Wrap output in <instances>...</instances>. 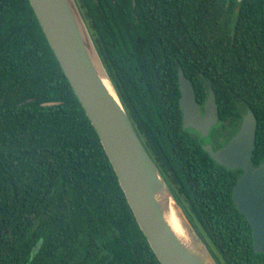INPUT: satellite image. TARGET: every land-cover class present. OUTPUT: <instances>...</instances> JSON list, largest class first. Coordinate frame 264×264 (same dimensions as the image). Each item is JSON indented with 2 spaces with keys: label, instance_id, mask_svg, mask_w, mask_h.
Segmentation results:
<instances>
[{
  "label": "trees",
  "instance_id": "trees-1",
  "mask_svg": "<svg viewBox=\"0 0 264 264\" xmlns=\"http://www.w3.org/2000/svg\"><path fill=\"white\" fill-rule=\"evenodd\" d=\"M137 134L218 264H264L232 199L242 173L182 126L178 69L212 87L264 161V0H76ZM46 102H50L45 104ZM0 264H161L29 0H0Z\"/></svg>",
  "mask_w": 264,
  "mask_h": 264
},
{
  "label": "water",
  "instance_id": "water-1",
  "mask_svg": "<svg viewBox=\"0 0 264 264\" xmlns=\"http://www.w3.org/2000/svg\"><path fill=\"white\" fill-rule=\"evenodd\" d=\"M29 2L159 262L218 264L137 134L96 51L76 0ZM177 74L182 126L206 137L217 120L214 91L208 87L201 110L191 81L181 68ZM256 125V117L248 109L238 129L225 143L216 149L205 143L202 148L219 165L242 170L232 187V199L249 222L254 251L264 253V161L258 165L251 162ZM171 211L180 231L170 220Z\"/></svg>",
  "mask_w": 264,
  "mask_h": 264
},
{
  "label": "flooded vegetation",
  "instance_id": "flooded-vegetation-1",
  "mask_svg": "<svg viewBox=\"0 0 264 264\" xmlns=\"http://www.w3.org/2000/svg\"><path fill=\"white\" fill-rule=\"evenodd\" d=\"M203 103L202 104L198 103L200 105L201 110H203ZM218 124H219V119H218V114H217L216 123H215L214 126L211 127V129H210V131H209V133H208V135L206 137H200L199 134L196 131H194L193 129H190V128H185V129H188L193 136L197 137L201 147L205 143H210L211 147L213 149H216V148L220 147L223 143H225L228 140V139L225 140L222 137H216V136L213 135V129Z\"/></svg>",
  "mask_w": 264,
  "mask_h": 264
},
{
  "label": "bare ground",
  "instance_id": "bare-ground-1",
  "mask_svg": "<svg viewBox=\"0 0 264 264\" xmlns=\"http://www.w3.org/2000/svg\"><path fill=\"white\" fill-rule=\"evenodd\" d=\"M170 220H171L174 228L177 229L178 231H180V228H179L178 224L175 221V218L173 216V212L172 211L170 212Z\"/></svg>",
  "mask_w": 264,
  "mask_h": 264
}]
</instances>
